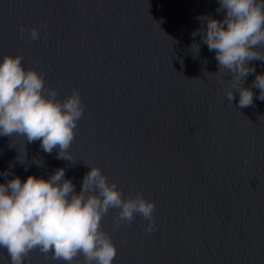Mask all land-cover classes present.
Instances as JSON below:
<instances>
[{
    "label": "water",
    "instance_id": "water-1",
    "mask_svg": "<svg viewBox=\"0 0 264 264\" xmlns=\"http://www.w3.org/2000/svg\"><path fill=\"white\" fill-rule=\"evenodd\" d=\"M218 7V0H0V59L22 54L60 99L75 88L84 105L72 162L37 141L21 164L23 139L13 137L10 148L11 138L0 136V173L11 163L10 176L24 180L64 167L78 192L94 164L125 195L155 201L151 234L139 215L118 229L112 211L104 217L117 246L113 264H264V100L253 88L250 107H237L238 92L230 102L231 75L216 74L215 52L192 36L206 27L197 17L223 19ZM21 25L39 28L40 39L22 38ZM250 64L246 87L264 72V62ZM0 264H11L5 249ZM25 264L63 262L37 250Z\"/></svg>",
    "mask_w": 264,
    "mask_h": 264
},
{
    "label": "clouds",
    "instance_id": "clouds-1",
    "mask_svg": "<svg viewBox=\"0 0 264 264\" xmlns=\"http://www.w3.org/2000/svg\"><path fill=\"white\" fill-rule=\"evenodd\" d=\"M218 4L217 12L226 11L223 19L207 14L197 17L206 27L192 36L200 35L201 42L215 52L216 74L231 75L227 81L233 87L228 88L227 99L232 102L238 92L237 107H250L253 88L259 89V99L264 100V72L255 75L251 86L244 85L255 73L250 62H264V0H218ZM19 32L22 38L40 39L36 26L21 25ZM189 49L198 55L200 44L193 42ZM22 61L19 53L0 59V136L11 138L10 148L16 147L13 137L23 139V152L17 149L15 157L21 164L28 161L26 145L37 141L44 153L56 150L57 159L72 162L70 149L84 113L80 93L74 88L60 99L54 87L46 86L43 74ZM38 161L33 157L32 162L42 166L43 161ZM13 167L10 163L0 173L5 178L0 182V249L6 250L11 264H25L37 250L63 264H113L117 246L102 226L110 211L115 229L131 224L139 215L148 222L146 233L156 230L155 201L142 192L125 195L98 165H90L78 192L64 167L47 177L29 174L24 180L10 176Z\"/></svg>",
    "mask_w": 264,
    "mask_h": 264
}]
</instances>
